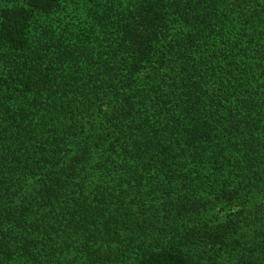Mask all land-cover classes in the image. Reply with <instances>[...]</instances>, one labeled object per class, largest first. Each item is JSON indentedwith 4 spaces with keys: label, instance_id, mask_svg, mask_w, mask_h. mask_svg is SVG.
<instances>
[{
    "label": "trees",
    "instance_id": "trees-1",
    "mask_svg": "<svg viewBox=\"0 0 264 264\" xmlns=\"http://www.w3.org/2000/svg\"><path fill=\"white\" fill-rule=\"evenodd\" d=\"M12 3L0 264H264V0Z\"/></svg>",
    "mask_w": 264,
    "mask_h": 264
},
{
    "label": "rangeland",
    "instance_id": "rangeland-1",
    "mask_svg": "<svg viewBox=\"0 0 264 264\" xmlns=\"http://www.w3.org/2000/svg\"><path fill=\"white\" fill-rule=\"evenodd\" d=\"M10 2V3H7V2ZM14 1H19V0H0V7H3V6H10L12 5Z\"/></svg>",
    "mask_w": 264,
    "mask_h": 264
}]
</instances>
